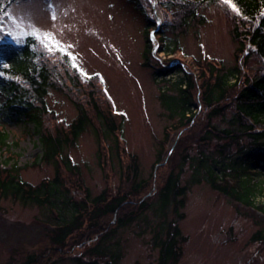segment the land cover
I'll return each mask as SVG.
<instances>
[{
    "label": "rangeland",
    "instance_id": "rangeland-1",
    "mask_svg": "<svg viewBox=\"0 0 264 264\" xmlns=\"http://www.w3.org/2000/svg\"><path fill=\"white\" fill-rule=\"evenodd\" d=\"M147 1L155 4L154 0ZM147 1L141 0L137 7L133 0H13L0 12L2 66L12 64L9 48L34 37L43 52L57 55L86 76L99 75L97 85L116 113L123 116L118 138L109 134L107 140H98L87 129L76 145L63 149V157L73 170L67 173L59 168L58 173L69 197L80 202L87 192L91 199L102 193L107 200L127 195L129 199H146L149 205L132 222L104 237L98 255L93 249L101 233L91 239L80 238L92 221L90 214L84 215L81 229L58 246L52 241L54 225L61 222L66 211L0 196V264H158L157 239L164 237L163 228L169 221H174L186 238L178 264H264V213L259 209L264 210V193L255 199L254 206H245L214 191L206 178L210 167L216 169L224 161L217 150L229 140L221 131L238 127L233 121L234 104L226 99L219 104L223 112L208 117L197 93L181 118L161 100L178 99L187 72L196 78L201 74L207 81L209 70L223 73L242 66L243 59L237 56L240 43L231 34L232 15L238 12L230 5L227 12L216 5L199 6V13L205 16L203 24H188L177 32L166 27L161 33L163 16H157L154 5L150 7ZM13 17L27 34L17 29ZM170 21L178 20L170 15ZM33 25L52 33L66 51H49L31 34ZM7 31L18 33L19 38ZM148 33L156 45L155 58L165 62V70H171L167 75L155 76L153 69L143 64ZM174 34L178 35V51L157 53L158 37L168 42ZM256 63L252 55L246 72L256 69ZM234 79L229 78V86ZM97 97L109 107L99 92ZM5 100L0 90V103ZM46 101L52 111L45 124L49 131L77 115L73 103L60 90L50 89ZM192 113L196 115L192 125L186 126ZM31 127L29 131L20 124L6 126L9 146L0 150V163L5 171L15 166L23 181L35 185L52 179L56 168L37 161L41 149ZM212 128L214 133L207 132ZM241 143H246L245 136ZM232 150L237 151V143L232 144ZM171 172L188 188L184 206L177 211L182 218L175 214L172 201L164 208L159 202V186ZM259 179L264 182V178ZM134 183L145 184V188L137 194ZM114 219L107 215L101 222L109 228Z\"/></svg>",
    "mask_w": 264,
    "mask_h": 264
},
{
    "label": "trees",
    "instance_id": "trees-1",
    "mask_svg": "<svg viewBox=\"0 0 264 264\" xmlns=\"http://www.w3.org/2000/svg\"><path fill=\"white\" fill-rule=\"evenodd\" d=\"M12 1L0 0V12ZM133 2L140 7L141 0H133ZM147 3L150 6L148 1ZM232 3L239 9L238 14L232 15L231 34L240 43L237 56L242 57V66L223 73H217L215 69L209 70L207 81L201 74L196 78L195 74L187 72L180 83L178 99L170 97L172 101L166 102L161 97V100L172 113L177 112L181 118H184L192 105V97L197 93L201 104L208 110V117L222 113V109L219 108L220 102L230 99L231 104H234L233 121L238 127L235 130L221 131L223 137L229 140L217 150L224 161L216 169L210 167L206 178L214 191L245 206H254L255 199L264 193V182L259 179V177L264 178V0H232ZM157 4L163 16L161 33L166 27L167 30L177 32L178 28L185 29L188 24H203L205 16L199 13V6L216 5L226 12L230 10L228 4L222 3L221 0H157ZM170 15L177 18V23L170 21L169 24ZM149 24L152 25L153 22L150 21ZM147 35L148 47L143 64L153 69L155 76L169 74L171 70L163 68L165 62L161 63L155 58L153 53L156 45L151 41L150 33ZM157 43L160 48L157 53L169 55L179 49L178 35L175 34L173 38L168 39V42L165 37L159 36ZM3 47H0V90L5 93L6 100L0 103V150H5L9 146L6 126L20 124L25 130L30 131L32 125V135L37 136L41 149V153L36 156L37 161L53 164L56 171L52 179L33 185L19 177L15 166L5 171L1 169L0 163V196H11L23 204L40 207L58 206L66 211L61 222L54 225L52 241L58 246H63L75 231L81 229L84 215L90 214L92 221L80 238L91 239L101 233L93 249L95 254L99 255L98 246L103 238L115 228L132 222L136 215L144 213L149 207L147 200L129 199L127 195L107 200L103 193L91 199L87 192L83 201L76 202L69 197L68 189L60 179L58 171L59 168L67 173L73 170L63 157V149L76 145L79 137L87 129H91L98 140H107L109 134L118 138L123 116L116 113L111 100L97 85L100 80L99 75L86 76L80 70L71 68L69 62L60 59L57 55L43 52L34 37H27L19 47L8 49L7 55L12 59L9 67H4L1 63ZM252 55L256 58L257 68L249 70L248 73L246 66ZM231 77L235 79L229 86ZM50 89L60 90L69 98L77 111L76 117L71 122L51 131L47 130L45 125L48 114H52L46 101ZM98 92L109 107L103 106L97 100ZM194 114L187 116L186 126L192 125V120L196 116ZM206 130L214 133L213 128ZM242 136L246 137V143H241ZM234 143H237L235 153L232 150ZM149 184L152 185V177ZM133 188L138 194L145 188V184L134 183ZM187 190L186 186L179 184V175L169 173L158 190L161 206L164 208L172 201L175 214L178 218H182L183 216L177 211L184 206ZM259 209L264 213V210ZM107 215L115 218L113 226L109 228L101 222V218ZM163 230L164 237L157 239L158 264H178L182 255L181 245L186 238L181 235L174 221L167 222ZM35 263L28 262V264Z\"/></svg>",
    "mask_w": 264,
    "mask_h": 264
},
{
    "label": "snow or ice",
    "instance_id": "snow-or-ice-1",
    "mask_svg": "<svg viewBox=\"0 0 264 264\" xmlns=\"http://www.w3.org/2000/svg\"><path fill=\"white\" fill-rule=\"evenodd\" d=\"M221 2L230 5L235 11H239V9L236 8V5L232 3V0H221ZM52 19H55L54 15ZM13 23L16 25L17 29H21L24 34H27V29H25L24 26L18 20H16L15 17H13ZM0 29H3V25H0ZM7 34L19 38V35L16 32L7 31ZM31 34L37 39H39L44 44V46L49 49V51H52L54 49L62 52L66 51V49L60 47V41L57 40L52 33L41 31L33 25L31 29ZM66 54L71 55V53ZM85 75L87 74L85 73Z\"/></svg>",
    "mask_w": 264,
    "mask_h": 264
}]
</instances>
